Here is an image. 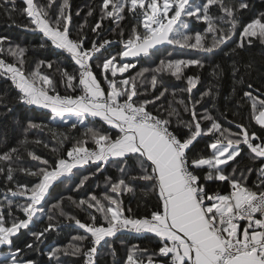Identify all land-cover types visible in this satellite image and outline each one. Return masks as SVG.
<instances>
[{"label":"snow or ice","instance_id":"6c2138e0","mask_svg":"<svg viewBox=\"0 0 264 264\" xmlns=\"http://www.w3.org/2000/svg\"><path fill=\"white\" fill-rule=\"evenodd\" d=\"M23 2L26 5L23 11L30 18V24L36 25L56 49L69 54L78 66L72 73L64 70L61 75L65 78L66 87L72 92L79 89V94L60 95L54 88V94H49V89L42 86L53 85L49 76L39 72L26 75L21 68L11 63L6 64L3 59H0V68L11 73V79L19 90L17 102L50 109L53 120L64 121L66 116L74 117L70 127L76 129L78 125H83L85 131L83 138L77 140L67 151L66 158L58 156L50 163L48 159L28 152L32 159L40 161L43 165L37 171L20 166L21 149L27 151L28 130L41 128V124L26 120L23 128L25 138L18 146L0 153V173H6L9 183H15L14 175L17 172L37 178V182L31 187L16 183L14 189L8 188L3 193L4 199L0 201V249L8 251L0 252V264H35V261H24L20 258L22 249L17 247L13 250L12 238L21 229H27L38 214H43L42 202L54 182L73 180L74 177L70 175L73 169L89 163L96 165L91 175L98 174L109 164L115 166L121 174L115 181L110 178L107 180L109 191L103 196L91 194L89 199H81L78 202V206L87 205L88 209H95L102 214L104 223L97 226V217L91 212L89 223L69 216L68 219L74 220L85 234L74 238L79 243L49 250L47 255L50 264H60L59 256L69 253L83 254L85 264H95L101 242L122 231L136 234L153 233L159 238L158 249L147 255L145 254L148 250L133 247L127 254L126 264H264V137L257 136L255 132L250 133L242 123L235 125L239 129L238 132H231L210 114L208 108L204 109L199 119L196 111V106L206 97L212 98V108L215 107V100L219 95L218 81L222 76L220 66L215 65L212 71L217 84L196 99H193L191 93L197 87L199 77H186L187 88L181 91L188 93L187 99L176 101V93L172 92L173 100L164 112L160 111L163 105H155L156 101L162 100L168 93L166 87L162 86L159 95L152 99H141L136 77L119 81L114 79L118 72L123 74L129 68L135 67L131 63L117 66L114 63L117 55L148 56L150 50L165 43L195 49L205 54L223 51L221 46H227V41L236 35L240 23L236 13L250 7L247 0H239L238 4L232 6L225 4L224 0H102L101 21L113 18L118 23L124 18L127 9L134 17H140L143 26V32L134 31L124 42L119 53L106 58L95 54L113 41L102 39L99 44L92 41L90 47L85 48V37H71L69 0H62L58 5L54 19L46 9L51 8L55 0H48L44 7H38L34 0ZM4 4L13 6L12 9H7L11 12L15 7V0H4ZM213 6L219 10L220 16L210 14L209 9ZM88 15H92L91 10ZM182 17L203 20L207 23L206 32L189 35L188 24ZM218 22L230 25L228 31L219 27ZM100 27L101 24L97 23L93 31ZM208 33L212 34L210 44L206 41ZM253 38L264 43V13L242 26L236 47L251 46ZM5 39L0 37V53L5 51ZM44 46L41 44V47ZM23 51L18 47L7 49L10 55L18 58L23 56ZM235 51L236 49H232V54H235ZM90 61H100L97 67L101 70L104 86L94 74ZM204 64L205 60L201 58L169 59L160 61L155 73L168 70L177 79H181L184 68L193 65L202 68ZM47 67L51 68L52 64L48 62ZM147 71L149 69H143L137 76L143 77ZM238 71L234 62L232 74L237 82L242 79L237 77ZM73 81L76 83L73 84ZM143 83L141 80V85ZM157 84V75L153 74L150 79L153 91ZM247 87L252 89L251 84ZM243 96L250 102L252 118L264 128V99L260 98V95H253L252 90L245 91ZM149 104L154 106L153 111L148 110ZM182 112L188 113L190 119L184 120ZM89 117L92 118L91 121ZM96 118L111 126L110 129L101 131L94 128L92 124ZM202 121H208L209 124L202 127ZM56 135L60 143L66 139L63 133ZM205 137L210 138L206 144V148L211 150L210 155L204 157L199 152L191 153L194 142ZM88 140L94 144L91 149L85 146ZM55 151L53 149V152ZM242 152H245L251 162L260 161V167H239L245 159V156H241ZM237 157H240V160H237ZM229 161H235V164L229 166ZM254 170L259 173L258 182L249 187L247 177ZM88 178L85 175L75 179V184L82 185ZM141 181L145 182L141 191L144 195L154 194L156 205L143 217L125 215L121 194L135 193ZM208 181L227 182L230 190L227 194L219 191L209 192L206 189ZM133 185H136V188ZM17 197L25 198L24 203L14 205V198ZM14 206L22 211L24 219H19L13 214ZM5 207L11 217L10 226H6ZM53 207L59 209L60 205ZM131 211L129 208L128 212ZM58 214L65 215L62 210ZM47 219L49 223L45 228L31 233L34 241L26 244V248L33 249L34 244L38 247L41 238L56 227L51 215ZM242 221L246 222L243 227ZM85 241L90 244L86 251L82 247Z\"/></svg>","mask_w":264,"mask_h":264},{"label":"trees","instance_id":"16d2710c","mask_svg":"<svg viewBox=\"0 0 264 264\" xmlns=\"http://www.w3.org/2000/svg\"><path fill=\"white\" fill-rule=\"evenodd\" d=\"M48 0H34V3L38 7H44ZM225 4L232 6L238 4L239 0H224ZM250 7L242 9L236 13L239 18V25L236 30V35L232 36L231 40L227 41V46L222 45L223 51L217 50L215 54H205L201 51L180 48L175 45L165 44L149 52L148 56L141 55L136 58H125L119 55L116 56L114 61L117 66L122 63H131L135 67L129 68L123 74L117 73L114 78L117 81L124 78L136 77L137 90L141 94L140 98L152 99L154 96L159 95L162 91V86L168 89V93L165 94L162 100L156 101L155 107H160L161 112H164L168 108L169 102L173 100L172 92L176 93L175 100L187 99L188 93L181 90L187 88L186 77L198 76L199 81L197 87L192 90L193 99L199 98L200 95L208 91L210 87L217 84L212 76V71L215 65H219L222 69L221 79L218 81L219 95L215 100V107L212 108V98L206 97L202 103L196 106L198 113V119L202 116L204 109L208 108L210 114L216 118L224 128L229 129L231 132H238L236 123H242L247 127L249 132H255L257 136L264 137V128L256 124L251 115L250 102L244 98L243 93L245 91L252 90L253 95H260V98L264 99V43H261L259 39L253 38L251 46L245 45L244 48H237L236 45L239 41V33L242 30V26L264 13V0H247ZM62 3V0H55L51 8L46 9L49 16L54 19L58 12V5ZM70 12H71V24L70 35L72 38L79 36L85 37L84 47H90L92 41H96L98 44L102 39L113 41L111 47L107 48V45L100 49L95 55L101 58L111 57L116 53H119L123 49L124 42L133 34V32H143V26L140 22V17H134L132 13L125 10L124 18L118 23L113 18H105L101 21V5L102 0H69ZM26 7L23 0H15L14 9L9 12L7 9H12L11 4H4V0H0V37H5L3 42L5 51L0 53V59H3L7 64L11 63L14 66L21 68L26 75H30L33 72H39L42 75L49 76L53 81V85H42L49 89V94H54L52 89H55L56 93L60 95L79 94V89L76 92H72L66 87L65 78L61 73L67 70L72 73L78 66L70 58L69 54L63 50L56 49L51 41L48 40L43 33L34 24H30V18L27 16L23 9ZM92 11V15H88L89 11ZM209 12L213 16H220L219 10L213 6L209 9ZM77 13H79L77 15ZM171 16V13H169ZM185 23L188 24V34L194 35L196 32L205 33L207 29V23L203 20H197L195 17H182ZM97 23L101 24L100 29L93 31V28ZM219 24V27L228 31L230 25L227 23ZM212 34L208 33L206 37L207 43L210 44ZM44 44V47H41ZM11 47L16 49L17 47L23 49L22 57H14L7 52V49ZM236 49L235 54H232L231 50ZM154 53V54H153ZM225 53H229L225 55ZM201 58L205 60L204 67L189 66L183 69V75L181 79H177L168 70L161 73H155V69L159 66L160 61H167L169 59H193ZM44 62V63H41ZM50 62L52 67H47V63ZM239 69L237 77L242 78L237 82L233 77V63ZM100 61L93 63L90 61L92 70L97 76V79L101 81L104 86V81L101 78V70L97 65ZM249 65L251 67H249ZM149 69L144 72L143 77H138L137 74L143 69ZM153 74L157 75L158 84L153 91L150 85V79ZM112 78V77H110ZM141 80L144 83L141 85ZM39 83V81H38ZM76 82L73 81V84ZM251 84L252 89H248L247 85ZM119 86V85H118ZM235 88V92L233 89ZM258 90V91H257ZM19 90L15 87L11 73L6 72V69L0 68V153L7 151L12 147L19 145V142L25 138L23 133L24 123L26 120H31L35 123L43 125L41 128L30 129L26 133V138L29 143L26 145L27 151L21 149V167L30 168L32 171H37L39 167H42L40 161L32 159L28 155V152L33 153L42 159H48L50 163L55 161L57 157L66 158V153L70 150L77 140L83 138L85 131L83 125H78L76 129L70 127L74 117L70 116V119L53 120L51 118L50 109H45L37 105H25L17 102ZM134 99H136L134 97ZM148 110L153 111L154 106L149 104ZM166 114V113H165ZM184 120H189L188 113H181ZM91 121V117L88 118ZM87 123V121H86ZM208 121H202V127L207 126ZM94 128H99L101 131H107L111 126L106 125L99 118H96L92 124ZM176 128L174 122L173 129ZM63 133L66 139L63 143H60L57 135ZM210 138L205 137L203 139L198 138V142H194L191 153L199 152L204 157L210 155L211 150L206 148V144L209 143ZM39 141L40 143H35ZM92 144L91 140L86 142L85 146ZM47 145V147H45ZM53 149L56 151L53 152ZM247 152V149H245ZM245 152L241 153V156H245ZM190 153V154H191ZM240 160V157H237ZM235 161H229V166L234 165ZM246 165L252 166L254 169L260 167V161L251 162L247 156L241 161L239 167L243 168ZM96 169V165L89 163L83 167L73 169V173L70 174L74 177L73 180L67 182H54L49 189V193L46 195L45 201L42 202L44 206L43 214H38V217L34 218L29 224L27 229H21L20 232L14 236L13 250L15 248L22 249L20 258L24 261H35V264H50L47 253L54 247H66L70 243H79L74 240L78 235H84V230L80 229L74 222L69 220L68 217L72 216L75 219H79L83 223H89V213L96 215L97 226L103 224L102 214L95 211V209H88L87 205L78 206V202L81 199H89L91 194H95L98 197L103 196L109 191V184L107 180L110 178L115 181L121 174L118 169L109 164L103 167V170L96 175H91ZM88 176L89 178L83 182L82 185H76L75 179H79L82 176ZM258 171H253L251 175L247 177V184L249 187L258 182ZM15 183H9L6 180V173H0V201L4 199L3 193L8 188H15L16 183L21 185L27 184L29 187L33 186L37 182V178L31 175H27L23 172H17L14 175ZM145 186V182L141 181L139 188L135 193L124 192L121 194L122 208L125 215H136L137 217H143L147 215L156 205V196L152 193L144 195L141 189ZM136 188V185H133ZM206 189L209 192L219 191L222 194H227L229 189L227 182L220 181H208ZM10 195V193H9ZM25 198H14L15 204H23ZM59 204V209L54 208L53 205ZM131 208V213L128 209ZM65 213L64 216L59 215V211ZM6 226H10L11 217L7 214V208L4 209ZM13 214L19 219H24L25 216L18 208L13 207ZM51 215L53 217V223L56 227L53 230L48 231L41 241L38 242L37 247L34 244L33 249L25 247L26 244L33 243L34 237L32 232H38L45 228L49 223L47 217ZM244 222V221H242ZM241 222V223H242ZM106 226V224H105ZM159 238L153 233L136 234L127 231L118 232L116 236L112 238H106L98 246L97 255L95 258V264H126V257L133 247L140 250H148L149 254L152 250L158 249ZM82 247L86 251L90 244L88 241L83 242ZM114 250V251H113ZM8 249H0V252H6ZM140 255V253H137ZM159 259V257H154ZM60 264H85V257L83 254L72 255L62 254L59 256ZM54 264V262H53Z\"/></svg>","mask_w":264,"mask_h":264},{"label":"rangeland","instance_id":"374dc122","mask_svg":"<svg viewBox=\"0 0 264 264\" xmlns=\"http://www.w3.org/2000/svg\"><path fill=\"white\" fill-rule=\"evenodd\" d=\"M161 2H162V0H161ZM111 45H112V44L107 45V48L111 47ZM123 45H124V44H123ZM65 119H70V116H66ZM87 147H88V148H92L93 145H88Z\"/></svg>","mask_w":264,"mask_h":264},{"label":"water","instance_id":"95a60500","mask_svg":"<svg viewBox=\"0 0 264 264\" xmlns=\"http://www.w3.org/2000/svg\"><path fill=\"white\" fill-rule=\"evenodd\" d=\"M165 44H166V43H165ZM165 44L158 45L157 48L160 47V46H163V45H165ZM152 50H155V49H152ZM152 50H150V51H152ZM141 55H143V54H141ZM138 57H139V56H138ZM125 58H130V59H132V58H136V57H125Z\"/></svg>","mask_w":264,"mask_h":264},{"label":"crops","instance_id":"0c3cea01","mask_svg":"<svg viewBox=\"0 0 264 264\" xmlns=\"http://www.w3.org/2000/svg\"><path fill=\"white\" fill-rule=\"evenodd\" d=\"M90 145H93V147H94V144H93V143L90 144ZM93 147H92V148H93ZM245 223H246V222H242V223H241V226L243 227V225H244Z\"/></svg>","mask_w":264,"mask_h":264},{"label":"built area","instance_id":"2783aa9c","mask_svg":"<svg viewBox=\"0 0 264 264\" xmlns=\"http://www.w3.org/2000/svg\"><path fill=\"white\" fill-rule=\"evenodd\" d=\"M6 63V62H5ZM7 64V63H6ZM91 149V148H90Z\"/></svg>","mask_w":264,"mask_h":264}]
</instances>
